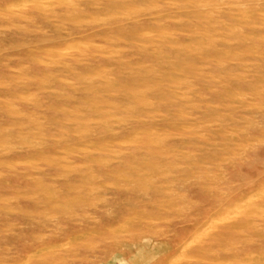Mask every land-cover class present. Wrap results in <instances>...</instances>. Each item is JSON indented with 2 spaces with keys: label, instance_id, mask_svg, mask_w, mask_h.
Instances as JSON below:
<instances>
[{
  "label": "rangeland",
  "instance_id": "1",
  "mask_svg": "<svg viewBox=\"0 0 264 264\" xmlns=\"http://www.w3.org/2000/svg\"><path fill=\"white\" fill-rule=\"evenodd\" d=\"M0 264H264V0H0Z\"/></svg>",
  "mask_w": 264,
  "mask_h": 264
},
{
  "label": "bare ground",
  "instance_id": "2",
  "mask_svg": "<svg viewBox=\"0 0 264 264\" xmlns=\"http://www.w3.org/2000/svg\"><path fill=\"white\" fill-rule=\"evenodd\" d=\"M246 121V120H245ZM245 223V222H244ZM237 225V224H236ZM226 241V240H225ZM183 247H185V246H183ZM242 249V248H241ZM206 250H204V252H205ZM202 256V255H201Z\"/></svg>",
  "mask_w": 264,
  "mask_h": 264
}]
</instances>
